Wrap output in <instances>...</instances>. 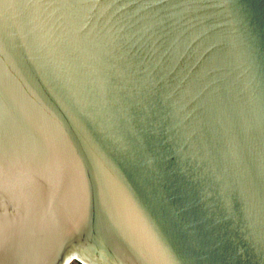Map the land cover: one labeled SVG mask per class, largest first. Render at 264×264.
I'll list each match as a JSON object with an SVG mask.
<instances>
[{
    "label": "water",
    "instance_id": "95a60500",
    "mask_svg": "<svg viewBox=\"0 0 264 264\" xmlns=\"http://www.w3.org/2000/svg\"><path fill=\"white\" fill-rule=\"evenodd\" d=\"M0 264H264V0H0Z\"/></svg>",
    "mask_w": 264,
    "mask_h": 264
}]
</instances>
